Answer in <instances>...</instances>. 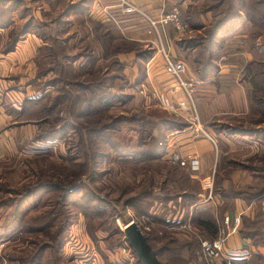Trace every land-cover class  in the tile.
Returning <instances> with one entry per match:
<instances>
[{"label":"rangeland","instance_id":"obj_1","mask_svg":"<svg viewBox=\"0 0 264 264\" xmlns=\"http://www.w3.org/2000/svg\"><path fill=\"white\" fill-rule=\"evenodd\" d=\"M112 1L119 6V14L118 11L116 14H100L91 7L92 0H0V57L12 50L26 33H32L39 39L36 51L39 50L40 56L47 54L44 60L40 57L34 70L36 76L33 74L35 77L30 85L31 90H37L36 97L42 98L35 104L33 111L36 113L30 114L28 110L31 115L28 119L27 114L18 116L21 103L18 108L13 105V110L8 106L6 109L13 112L11 115L16 121L31 123L33 130H18L12 136L14 144L11 148L4 154L0 153V264H142L123 231L124 224L130 220H134L146 236L150 235L148 242L155 249L167 245L166 239H171L168 246L173 250L176 239L186 243V248L175 249L173 255H159L161 264H206L201 242H212L227 234L222 218L225 214L237 213H240L237 230L227 235L223 245L225 257L219 253L213 257V264H231L233 261L264 264V193L252 195V190H259L264 182V168H260L264 166V134L259 130L264 129V3L261 5L260 0H247L243 7L242 2L236 0L237 20H227L222 29L226 30L218 33L216 41L223 40L225 45L230 44L226 37L234 28L241 34L236 41L242 43V49L230 57L237 61L239 67L236 72L246 81L242 84L244 96L242 103L238 104V114L222 112L205 123L222 136L235 134L233 137L237 139L242 137L247 141L260 142L257 149L248 145L245 146L246 155L235 156L234 167L227 171L231 177L222 181L227 190L239 188L248 197L251 196L245 201L248 207L230 210L232 198L221 197L216 192L220 182L217 176L222 174L219 171L213 175L212 198L204 201L208 194L201 185L204 176L194 177L191 174L193 164L180 154V159L171 160L170 151L163 158L189 167L190 176L197 180L194 185L198 188L199 199L195 204L188 205L189 215L182 222L165 225L158 217L165 215L171 218L175 215L171 216L164 208L161 211V203L152 202L151 197L139 193L146 187L144 182L141 184L143 179L139 171L135 179L128 173L120 172L123 168L128 170L143 164L123 163L117 159L120 150L111 148L106 139L115 145L135 141L138 132L128 121L132 116L143 115L156 120L170 116L155 104L158 101L156 90L150 87L147 76L149 62L157 58H162L164 68L166 59L184 62L182 77L193 79L191 98L175 77L167 72L182 88L185 108L192 110L190 121L193 130L206 135L203 131L207 129L200 121L194 99L200 78L198 74H202V66H212L205 65L208 61L225 62V55L230 50L227 46L221 49L214 46L217 43L215 40V43L209 44L215 12L205 8L215 0H171L162 15L176 7L178 18L166 22L161 17L153 19L143 10V13L123 12L118 2ZM125 16L133 22L142 19L147 23L152 38L129 40L123 25ZM159 22H170L173 27L176 26L172 32L174 54L166 48L163 34L157 26ZM23 29L24 32H21ZM186 41L189 45L187 52L180 46ZM10 43H13L11 49L6 50ZM84 52H92L89 55L94 58L93 62H87ZM77 53L82 55L79 57ZM247 54L251 57L248 61ZM191 55L193 59L199 58L200 63L187 57ZM113 59H118V64H112ZM240 65H243L241 70ZM197 66L199 70L194 71ZM216 66L213 71L207 69L204 73L211 76L218 74L219 64ZM186 72L188 77L184 76ZM216 78L213 77L214 80ZM98 81L105 85L99 86ZM85 83L93 86L84 90ZM97 93H113L117 98L107 100L114 104L103 107L102 114H91L100 107ZM86 97H90L92 103L86 108L89 112L87 122V117L79 118L76 114L85 109ZM54 102L58 103L52 112L45 114L42 106ZM42 119L57 130L47 140L35 138V134L42 133L47 124L41 122ZM102 121L111 123L106 125L110 127L99 130ZM197 124L200 130H196ZM173 130L166 131L167 143ZM212 142L215 144V140ZM96 145L98 152H93ZM181 159L184 163L180 162ZM150 161L146 160V164L154 163ZM64 175L71 176L69 179L73 180ZM152 191L162 193L159 182ZM236 197L243 199L242 196ZM192 204L211 206L216 217L215 236L202 231L197 223L192 222ZM169 205L172 207L173 203ZM175 205L178 206L177 203ZM244 217L246 228L243 227L250 231V236H242L239 232ZM251 220L256 223L251 225ZM233 224L230 222L229 227ZM233 234H239L241 244L228 250L226 244ZM239 249L243 250L241 255L238 254ZM240 257H243V263ZM20 259H27L28 262L23 260L21 263Z\"/></svg>","mask_w":264,"mask_h":264},{"label":"crops","instance_id":"obj_2","mask_svg":"<svg viewBox=\"0 0 264 264\" xmlns=\"http://www.w3.org/2000/svg\"><path fill=\"white\" fill-rule=\"evenodd\" d=\"M128 1L135 3L153 19L161 17L163 11L166 8H169V3L171 2V0ZM91 7H94L103 15L110 14L111 12L116 14V11H118V14L121 12L119 6L112 0H92ZM125 19L123 20V25L124 29L129 34L128 38L135 41H141L149 36L152 38L153 35H151L150 26L142 19H138L137 22H133L127 16H125ZM157 26H159V29L163 34L166 48L172 53V32H174V27L176 26L173 27L170 22H159ZM231 33L232 37L235 38L241 35L237 29L235 30V28ZM38 40L39 39L34 36V34L26 33L16 42V45L12 50H9L0 57V153L2 154L6 153L14 144V137L12 136H15L18 130L20 132L24 129L28 131L33 130L31 123L16 121L15 116L11 115L13 112H11L10 109H6H8V106L13 110L15 108L13 105L18 108L24 97L37 96V90H31L30 85L32 84L33 78L36 76L34 70L39 64L40 59L39 50L36 51V42ZM180 46L186 52L189 50V47H187L186 44L185 46H182V44ZM239 50L241 49L230 50V52L225 55V62L213 63V66L216 68V65L219 64L217 69L218 74H215L214 76H211V74L202 77L199 76V83L196 84V89L194 91V99L200 121H202L204 125L213 115L222 112L232 114H238L240 112L238 111V104H241L243 101L244 93L242 84L246 81L236 72L239 64L236 63L237 61L234 62L232 57H230L232 53H237ZM250 58L249 54H247L246 61ZM131 63L133 64V62ZM149 63L147 76L150 82V87L156 90L158 101H156L155 104H158L167 114L180 115L179 117L185 121L183 126L175 128L171 132L166 152L177 151L182 157L188 160V163L193 164L194 167H192L191 170L192 175L202 177L211 173L215 175L216 171L223 173L224 157L227 156V158L234 161L237 158L235 156L240 157L246 155L245 153H247V151L245 146L254 145L255 147H252L253 149L258 148V143L260 144L258 140L247 141L242 137L237 139L236 137H233L235 134H226L225 136H222V133L215 132V130L209 127V125H205V127L207 131L213 135L212 137L213 140H215V144L207 135L195 132L190 121L192 110L190 107L182 108L180 106V101L184 99L182 88L178 86L175 80H172L171 75L165 70L162 58H157L154 61L151 60ZM133 65L135 67V64ZM241 69H243V65H240V70ZM33 74L35 76H33ZM184 76L188 77L189 73L186 72ZM213 77L217 78L214 80ZM164 156L166 155L164 154ZM237 177L238 175L236 178ZM247 207L248 205L244 199L236 196L232 198V209L230 210L246 209ZM198 208V205L193 206L192 204V211H196ZM239 238V234H233L227 241V249L231 250L238 248L241 244ZM260 250L263 251V248L260 247ZM238 251V254L241 255L243 250L239 249Z\"/></svg>","mask_w":264,"mask_h":264},{"label":"trees","instance_id":"obj_3","mask_svg":"<svg viewBox=\"0 0 264 264\" xmlns=\"http://www.w3.org/2000/svg\"><path fill=\"white\" fill-rule=\"evenodd\" d=\"M240 1L242 2L243 7H244V4L246 5V3L248 2L247 0H240ZM262 2L264 3V0H260L259 3L261 4ZM236 3H237L236 0L235 1H232V0H215L212 3H210V5H208L209 8L208 7L205 8L206 10L209 9V10H212L213 12H215L213 15V16H215V18L213 19V31L211 32V35L209 34L210 35V37H209L210 43L209 44L212 45L213 43L217 42L216 39H217L218 33L220 31L226 30V29H224V30H222V29L224 28V25L226 24V22H228L227 20H231V21L237 20L235 13L238 11V5H236ZM261 5H263V4H261ZM261 16L262 15L260 14V17ZM24 30L25 29L21 30V32H24ZM129 40H131V39H129ZM214 40H215V42H213ZM226 40H230V44L225 45V42L223 40H220L219 42H217V43H219V45L216 43L214 46H217V47L219 46L220 49L227 46L228 50L242 49V43H239V41H236V38L232 37L231 32H229V34L227 35ZM132 41H135V40H132ZM185 44L187 47H189L187 41L184 42V44H182V46H185ZM12 45H13V43H10L9 47H7L6 50L11 49ZM100 48H102V47L100 46ZM91 53L84 52L85 56H87L86 60L88 63L90 61L93 62V60H94V58H91L89 55ZM190 53H192V52L190 51ZM45 54H43V57L40 56L41 60L42 59L44 60ZM77 54H78L77 56H79V57L82 55L81 53H77ZM103 57L105 58L104 54H103ZM188 57L193 59L192 55L188 56ZM196 59L200 63L199 58H195V59H193V61ZM197 61H196V63H197ZM118 62H119L118 59H113L112 64H118ZM199 63H197V64H199ZM213 63H214L213 61L206 62L205 65H207V66L212 65V66H209L207 68H204L202 66L201 67L202 74H198V75L200 77L206 75L204 72L207 69H211V71H213L212 69H215V67L213 66ZM199 68L200 67L197 66L194 71H198ZM248 68H250V67H248ZM40 72H41V70L38 71V74ZM254 72L255 71H253V74H254ZM97 84L98 85L100 84L99 86H101V87H103L105 85L102 82L99 83V81ZM91 86H93V84L85 83V87L84 86L83 87H84V90H89ZM98 93L96 95V100H97V104H99L100 107L96 108V110H93L91 112V114H96L97 112L102 114L104 112L103 107H111L112 104H114L111 102L109 103L107 100L112 99V98H117V95L113 94V93H103L101 95H98ZM41 99H42L41 96L24 97L21 101L19 111H17L18 116H21L23 114H25V115L27 114L26 119L31 118V115H29L28 110L31 111L30 114H32L34 112L36 113V111H33L35 108V104ZM57 103L58 102H54L53 104H50V105L44 104L42 106V110H44L45 114H48V113L52 112L55 104L57 105ZM85 104H86L85 109L81 112H77L76 114L79 118L80 117L82 118L83 116H85V118L87 117L85 119V121L87 122L89 120V116H88L89 112L86 108L92 105L90 97H86ZM35 110H37V109H35ZM114 120H117V118ZM114 120H113V122H114ZM128 121L132 122L131 124H133L132 125L133 128L135 127L134 130L138 132V136L135 139V141H133L131 143H127L125 145H115L114 143H111L107 139H106V142L111 148H114V150H117V149L120 150L118 152L117 159H120L123 163L125 161V162H134L136 164H140V165L143 164V165L140 167H129L128 170L123 168V169H121L120 172L128 173L131 175V177L133 179H135L137 176V171H139L141 179H143L141 184H143V182H144L143 186L147 187V188L145 187V188L141 189L139 191V193L141 192L144 194V196L151 197L152 202L157 201V202L161 203L162 204L161 211L164 208L165 212L170 213L171 216L175 215V217H171V218H169V216L167 217L165 215H160L158 217V219L162 223H165V225H167V224L173 225V224H178L179 222H182L189 215L188 205L197 201V199H199V197L197 196L198 188L194 185L195 184L194 181H197V180H194L190 176V169L188 166L182 165L177 161L176 162L169 161L168 159L163 158V156L167 151V144H168L166 131L183 126L185 124V121L183 119H181L179 117V115H175V114H171L169 117H161L157 120L153 119L151 117L145 118V116H143V115H141V116L138 115L135 118H133V116H132ZM41 122H46L47 124L44 125V127L42 129V133L39 132V133L35 134V138H38L41 140H47L50 138L51 133L52 134L57 133V130H55V127L53 125H51L47 120L42 119ZM52 122H54V121H52ZM106 122L107 121L101 122V126H100L99 130L102 129L103 127H106V128L110 127V126L107 127L106 125L111 124V123H106ZM92 129H94V128H92ZM95 130H97V129H95ZM259 130L261 133L263 132V134H264V129H259ZM97 145H96V150H94L93 152H98V146ZM115 147H116V149H115ZM146 160H151L150 162H154V163L146 164L147 163ZM223 160H224V172L222 174H220L219 176H217L218 180L220 182H219L218 187L216 188V192L221 197H225L227 199H231L234 196H242L243 199H245V201L249 200V198L251 196L248 197L247 193L245 194L242 192V189H239L236 187L237 189H235V191L234 190L229 191L226 189V185H223L222 181L224 179H228V177L230 176L229 173H227V171L232 170V168L234 167L233 166L234 161L230 160L227 157H224ZM260 168L263 170L264 166H261ZM72 175L73 174H71V176ZM254 176H256V175H254ZM64 177L67 179L70 178L68 175H64ZM72 178H74V175ZM72 178L69 180L72 181L73 180ZM156 182L160 183L161 188H162V193H159V194L153 193L152 188L156 184ZM259 192H260V194L264 193V182L261 183L259 190H252V195L259 194ZM175 202L178 204V206L175 205L176 204ZM170 203H173L172 207L169 205ZM215 218L216 217H215L214 211L212 210V208L209 204L204 205V206H199V208L196 211H193V213H192V222L197 223L202 231L204 230L206 233H209L212 236H215L216 232H217V227L215 224ZM244 221H245V217L242 219V224L239 227V232L242 236H250L249 235L250 231H247L246 229H244V227L246 228V224H244ZM249 223L252 225V224L256 223V221L251 220ZM154 238L156 239V235H154ZM147 239L149 241V239H150L149 234H147ZM158 241H160V240H158ZM165 242L167 245H162L160 247H156L158 258H159V255L165 254V253L173 255V251L177 248H186V246H185L186 243H180V242H184V241H178L176 239V244L174 245V250L168 246L169 242H172L171 239H166ZM152 246H154V245H152ZM256 255L258 257L263 256L262 254H256ZM242 258L243 257H240V259H242ZM23 260H24V263H25V261L28 262L27 259H20V262L22 263ZM241 261L243 263L244 259H242ZM162 264H165V263L162 262ZM231 264H241V262L233 261Z\"/></svg>","mask_w":264,"mask_h":264},{"label":"built area","instance_id":"obj_4","mask_svg":"<svg viewBox=\"0 0 264 264\" xmlns=\"http://www.w3.org/2000/svg\"><path fill=\"white\" fill-rule=\"evenodd\" d=\"M116 1L118 2V4L121 5L123 12L143 13L141 9L135 3H132L131 1H128V0H116ZM177 18H178V10L176 7H172L170 10H168L161 16V20L165 22L168 20H176ZM151 23L155 24V21L151 20ZM165 68H166V71H168L173 77H175V80L178 82V84L184 89L185 92H187V94L191 98L190 92L192 91L193 79L192 78L186 79L182 77L183 73L185 72L184 62L181 60L166 59ZM185 103H186L185 100H181L180 102L181 106L184 108H185ZM199 126L200 125L197 124L196 130H200ZM203 132L213 140L212 136L209 135L207 131L204 130ZM169 158L171 160H178L181 157L179 153H177L176 151H171L169 153ZM180 162L184 163V160L181 159ZM201 185H202V188L208 192V194L203 198V200L205 201V200L211 199L212 198L211 191L213 188V174L204 176L201 179ZM239 214L240 213H237L234 215L225 214L223 216L222 220H223L224 225H226V228H227V234L223 235V237L214 239L212 242H208L207 240H203L201 242L202 251H203L202 255L207 260L206 264H213L214 263L213 257L218 255L219 253L223 254V245H224L227 235L234 233L237 230V226L239 224ZM230 222L234 223L232 227H229ZM222 231H224V229H222ZM228 253L232 254L231 252H228ZM223 256L225 257V254H223Z\"/></svg>","mask_w":264,"mask_h":264},{"label":"water","instance_id":"obj_5","mask_svg":"<svg viewBox=\"0 0 264 264\" xmlns=\"http://www.w3.org/2000/svg\"><path fill=\"white\" fill-rule=\"evenodd\" d=\"M123 231L137 259L142 264H161L157 255V249L151 246L147 240V236L142 232L141 228L134 220L126 222Z\"/></svg>","mask_w":264,"mask_h":264}]
</instances>
